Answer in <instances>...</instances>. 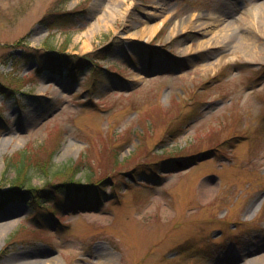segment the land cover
<instances>
[{
	"label": "rangeland",
	"instance_id": "1",
	"mask_svg": "<svg viewBox=\"0 0 264 264\" xmlns=\"http://www.w3.org/2000/svg\"><path fill=\"white\" fill-rule=\"evenodd\" d=\"M259 1L0 0V60L11 53L0 63V190L17 175L8 161L26 151L41 166L55 147L52 182L79 161L91 182L107 179L99 198L87 188L54 220L27 200L2 201L0 264H256L248 259L264 254V31L235 49L223 27L231 13L253 18ZM50 14L52 27L40 22ZM110 43L78 75L23 55L71 61ZM171 118H186L175 140L164 137ZM167 158L173 166L159 167ZM78 178L87 187L83 171ZM47 181L36 171L31 183Z\"/></svg>",
	"mask_w": 264,
	"mask_h": 264
},
{
	"label": "trees",
	"instance_id": "2",
	"mask_svg": "<svg viewBox=\"0 0 264 264\" xmlns=\"http://www.w3.org/2000/svg\"><path fill=\"white\" fill-rule=\"evenodd\" d=\"M80 12H71L69 15H73ZM53 14L48 15L46 18L41 19V23L48 27H52L54 23H52ZM52 23V24H51ZM113 46L112 43L109 44V46L105 47L104 49L97 51L93 54H87L84 56H73L72 60H67V58H60L59 56H53L52 53H41L39 51H34V53H31L30 55H25V57H29L31 60L35 61L37 64H43L44 62L48 63V71L51 73H54L58 71L59 67L61 66L60 63L65 62L68 64V71L73 69L74 72H76L75 75H78L80 72L86 70L88 67L86 63L84 64V61H89L92 57L97 58V54H101V52L111 49ZM66 45H63V48H65ZM106 52V51H105ZM104 55L102 56V59H104ZM11 57V53L4 54L2 59L0 60L1 64H4L8 58ZM83 63V64H80ZM94 67H97L94 65ZM245 67V66H244ZM246 68V67H245ZM93 71H97L96 68L93 69ZM100 72V68L98 69V72ZM78 73V74H77ZM17 91V92H16ZM15 92L10 93V97L16 96V93H19V90H16ZM5 87H3L0 84V95H5ZM187 99H182V101H186ZM178 121V122H177ZM186 118H183L181 120H174L171 118V120L167 124L166 128V134L164 137H168L169 139H177L182 132L184 126H185ZM176 122V123H175ZM175 123V124H174ZM176 125V126H175ZM142 131V128L141 130ZM55 147L52 151L47 154V158L45 160V163L43 165L39 164H33V159L30 156H26V151L22 152L20 154V157L17 159L16 162L14 161H8L7 166L13 165L16 170V178L14 181H12L13 186L9 188L8 190H0V199H18V200H27V204L36 207V208H45L47 209V213L54 214L56 211H58V205H60L63 201H71L80 195V193L86 194L87 191H85L87 188H95L97 193V198L101 196V191L99 189L100 186L104 185L107 181V179H101L98 182H91L92 175L89 173L90 171L86 170L84 168V165L80 164V161L75 164L65 165L62 167V170L60 172V175H62V180H59L58 182H52L54 179V173H52L51 166H52V158L54 152H56ZM174 152H180V150L172 149L170 150L171 156L174 154ZM176 154V153H175ZM182 160H184V163H189L190 159L192 157H181ZM12 159V158H11ZM193 159V158H192ZM191 159V160H192ZM117 160V157L115 158ZM175 161V160H174ZM13 163V164H11ZM173 158H167V160H163L162 164L159 165L161 168H169L173 166ZM41 172L43 173L47 178L48 181L45 184V187L38 188L32 186L31 180L33 178V175L35 172ZM80 171H83L84 173V179L87 183V187L81 185V179L78 178V174ZM130 177L132 179H135L137 174L134 173V170H131L128 172ZM153 174L155 178L157 174L156 168L153 170ZM158 181V179H157ZM98 187H96V186ZM82 191V192H81ZM6 197V198H5Z\"/></svg>",
	"mask_w": 264,
	"mask_h": 264
},
{
	"label": "bare ground",
	"instance_id": "3",
	"mask_svg": "<svg viewBox=\"0 0 264 264\" xmlns=\"http://www.w3.org/2000/svg\"><path fill=\"white\" fill-rule=\"evenodd\" d=\"M256 15L252 18L250 14L246 13H231L229 15L230 20L223 27L224 30V43L231 45L235 49L246 48L250 37L247 32H250L255 28L262 29L264 31V0H260L256 3ZM152 28L150 27L149 31ZM8 229L7 227H0V232L4 233ZM256 264H264V254H259L248 259ZM20 264H33L30 261H22Z\"/></svg>",
	"mask_w": 264,
	"mask_h": 264
}]
</instances>
